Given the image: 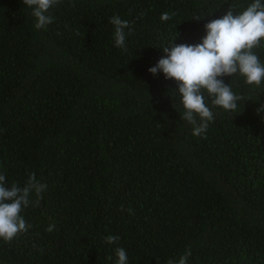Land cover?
<instances>
[{
  "label": "trees",
  "instance_id": "1",
  "mask_svg": "<svg viewBox=\"0 0 264 264\" xmlns=\"http://www.w3.org/2000/svg\"><path fill=\"white\" fill-rule=\"evenodd\" d=\"M252 2L60 0L36 29L22 0H0V174L47 185L22 210L28 230L0 239V264H115L117 247L167 264L189 246L187 264H264V81L223 77L236 113L205 92L214 119L194 136L175 80L148 71L162 46L199 43ZM252 51L264 64V40Z\"/></svg>",
  "mask_w": 264,
  "mask_h": 264
},
{
  "label": "clouds",
  "instance_id": "2",
  "mask_svg": "<svg viewBox=\"0 0 264 264\" xmlns=\"http://www.w3.org/2000/svg\"><path fill=\"white\" fill-rule=\"evenodd\" d=\"M31 9L35 18L36 29H42L52 22L48 11L60 0H22ZM167 12L161 14L162 21H168ZM193 18H202L195 16ZM114 26V42L116 47H125V29L129 22L118 15L109 18ZM206 34L196 44H174L171 41L163 47L165 53L148 71L156 75L164 74L165 79H173L178 86L180 102L183 106L181 119L193 125V135L201 136L208 128V122L214 119L213 112L205 102V92L211 99L213 107L236 113L237 102L242 99L235 94L223 77L239 74L248 85L259 87L264 81V64L252 51L264 40V3L253 0L245 10L233 15L231 9L221 18L211 20L204 25ZM264 111L261 104L257 112ZM6 177L0 174V239L12 241L19 233L26 232L30 225L24 219L22 210L30 205H38L47 185L30 173L23 187L17 183L6 186ZM36 199L32 200L31 196ZM54 224L46 231H53ZM107 244H115L118 236L108 235L104 238ZM115 264H128V256L122 247L115 249ZM191 248L184 252L178 260H168L167 264H187ZM111 259V257H109Z\"/></svg>",
  "mask_w": 264,
  "mask_h": 264
}]
</instances>
